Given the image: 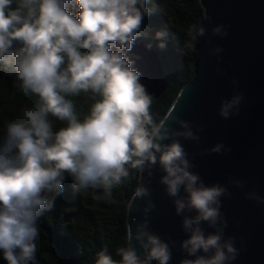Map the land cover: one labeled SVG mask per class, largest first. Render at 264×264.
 <instances>
[{"label": "clouds", "instance_id": "1", "mask_svg": "<svg viewBox=\"0 0 264 264\" xmlns=\"http://www.w3.org/2000/svg\"><path fill=\"white\" fill-rule=\"evenodd\" d=\"M149 2L0 0V66L15 75L13 87L19 93L36 98L6 124V134L0 138V252L7 264L35 260L38 217L52 211L54 200L63 193L66 173L76 191L92 190L94 199L102 200L111 199L114 189L130 182L134 172L143 176L147 171L151 177L156 165L164 173L160 183L173 198L177 215L196 213L184 215L183 230L189 238L181 243L187 256L195 259H183L181 264H230L237 257L233 238H223L226 222L219 211L220 197L229 194L219 185L206 187L190 171L192 165L179 142L178 138L199 139L193 126L172 117L183 129L175 131L167 119L155 118L153 95L125 55L137 38L147 35L142 22L155 11L146 6ZM70 6L78 8L75 15ZM222 28H213V34L226 35ZM205 34L202 25H194L184 47L192 48V41L196 45ZM166 38L165 31L155 33L160 49L166 47ZM82 94L93 101L83 117L71 99ZM241 100V95H235L223 101L219 115L229 118ZM50 116L66 127L54 133ZM222 149L218 144L210 151ZM235 183L243 187V182ZM149 195L142 180L133 197ZM248 198L264 203L254 192ZM153 208L149 200L146 217ZM202 222L215 232L205 235ZM148 228L147 219L135 233L128 223L125 242L115 251L119 259L105 246L96 253L95 264H169L168 243ZM133 240L142 254L133 247Z\"/></svg>", "mask_w": 264, "mask_h": 264}, {"label": "water", "instance_id": "2", "mask_svg": "<svg viewBox=\"0 0 264 264\" xmlns=\"http://www.w3.org/2000/svg\"><path fill=\"white\" fill-rule=\"evenodd\" d=\"M200 2L204 9L200 25L206 34L194 46L191 80L182 86L163 119L175 131L183 129L172 117L191 123L199 139L178 138L192 165L190 171L199 175L206 187L219 185L229 194L220 197L219 211L226 222L223 238H233L238 251L230 264H264V203L248 198L253 192L264 198V0ZM68 10L73 15L78 12L72 6ZM217 26H223L226 35H214L212 30ZM217 48L221 51L214 52ZM125 55L133 61L132 67L141 74V83L149 94L158 98L166 88L159 54L137 38ZM235 95L242 96L238 111L222 118V102ZM218 144L223 145L221 152H211ZM151 171V177L147 171L140 176L150 195L130 199L127 224L135 233L137 225L147 219L148 230L171 249L169 264L195 259L187 256L181 243L189 238L183 230L184 215L192 217L196 213L177 215L173 198L160 183L164 173L159 165ZM236 181L243 182V187ZM180 195H186L183 188ZM149 200L154 208L146 217L144 209ZM200 226L205 235L215 232L206 222ZM132 245L142 254L135 240Z\"/></svg>", "mask_w": 264, "mask_h": 264}, {"label": "trees", "instance_id": "3", "mask_svg": "<svg viewBox=\"0 0 264 264\" xmlns=\"http://www.w3.org/2000/svg\"><path fill=\"white\" fill-rule=\"evenodd\" d=\"M155 7L152 15L145 16L140 37L152 46L162 60L166 88L152 105V113L159 121L169 111L182 86L193 75L195 41L192 48L184 45L190 40L189 30L204 19L200 0H150L146 5ZM15 7V5H13ZM165 31L164 49L157 45L155 33ZM15 75H8L0 66V138L6 134V124L20 116V109L35 103L34 96L24 97L13 87ZM77 111L86 115L93 102L82 94L72 97ZM53 132L66 127V123L49 117ZM139 173H133L130 182L114 189L111 199H94V193H79L67 173L63 193L54 200L51 212H41L37 224L40 235L37 254L32 264H95L96 253L108 247L114 259L118 247L125 242L128 203L140 183ZM102 194V193H95ZM0 264H7L0 252Z\"/></svg>", "mask_w": 264, "mask_h": 264}]
</instances>
